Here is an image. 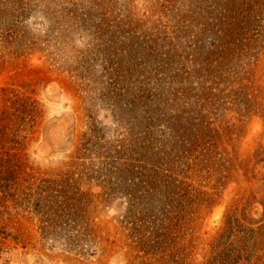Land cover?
Instances as JSON below:
<instances>
[{
    "label": "rangeland",
    "instance_id": "374dc122",
    "mask_svg": "<svg viewBox=\"0 0 264 264\" xmlns=\"http://www.w3.org/2000/svg\"><path fill=\"white\" fill-rule=\"evenodd\" d=\"M0 264H264V0H0Z\"/></svg>",
    "mask_w": 264,
    "mask_h": 264
}]
</instances>
